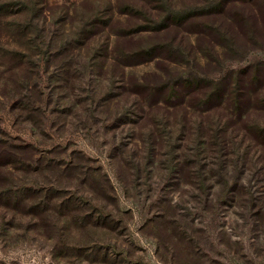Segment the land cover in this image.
I'll return each instance as SVG.
<instances>
[{
    "label": "rangeland",
    "instance_id": "rangeland-1",
    "mask_svg": "<svg viewBox=\"0 0 264 264\" xmlns=\"http://www.w3.org/2000/svg\"><path fill=\"white\" fill-rule=\"evenodd\" d=\"M23 1L0 0V140L8 141L0 147V264H264V209L247 214L226 193H173L166 170L129 168L131 123L142 114L124 85L136 80L153 92L147 101L163 100L167 90L152 89L161 58L181 59L177 49L132 64L123 55L174 39L203 58L210 44L220 62L203 58L205 73L249 67L247 81L256 82L264 7L260 15L258 5L230 0ZM172 12L180 18L165 22ZM167 155L163 148L157 157L169 163ZM16 157L43 160V173L25 174ZM243 185L251 204L264 206V182Z\"/></svg>",
    "mask_w": 264,
    "mask_h": 264
},
{
    "label": "trees",
    "instance_id": "trees-1",
    "mask_svg": "<svg viewBox=\"0 0 264 264\" xmlns=\"http://www.w3.org/2000/svg\"><path fill=\"white\" fill-rule=\"evenodd\" d=\"M225 1L219 0V3L224 5ZM230 1L243 5L256 4L260 15L262 11L259 5L264 7V0ZM180 16V13H169L165 22L177 20ZM261 19L262 26L256 27L264 35V17ZM17 30L22 31L20 26H17ZM227 38L230 47L240 46L235 45L236 38ZM251 40L258 44L257 38ZM208 45V55H203L206 64L219 63L217 58L209 57L212 45ZM163 49H177L181 59L176 63L169 57L161 58L164 61L162 74L159 75L161 85L152 89L156 92L166 89L163 100L147 101L148 96L154 97L151 90L143 93L144 89L139 91L141 85L138 81H124V87H128L125 90L128 91L127 99L133 97V107L136 106L142 114L137 122L131 123L137 133L130 137V148L136 153L131 157L132 162L128 163L129 168L139 170L144 166L149 174L152 167L160 172L166 170L170 175L169 181H172L168 190L172 188L173 193L199 192L205 200L210 195L219 198L226 193L223 197L234 203L238 201V206L247 210V214H260L264 206L251 204L252 192L244 187L243 180L252 178L264 182V77L257 76L256 82L247 81L249 67L227 71L222 75H209L200 66L203 58H190L174 39L166 40L163 46L144 48L138 54L128 52L123 55L132 64L140 56ZM98 105L96 103L98 108L102 106ZM6 144L8 141L0 140V147ZM163 148L168 149L169 163L164 159L161 162L157 157ZM11 156H6L7 161L12 160ZM13 159H16L14 163H21L25 167V174L33 176L43 173V160L31 159L28 162L20 160V157ZM34 162L37 163L35 169L32 168ZM162 165L169 167L165 169ZM96 224L111 228L114 219L100 221L99 218Z\"/></svg>",
    "mask_w": 264,
    "mask_h": 264
}]
</instances>
